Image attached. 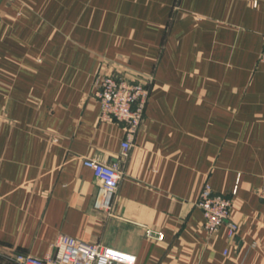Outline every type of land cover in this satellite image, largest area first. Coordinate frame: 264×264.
<instances>
[{"label":"crops","instance_id":"crops-1","mask_svg":"<svg viewBox=\"0 0 264 264\" xmlns=\"http://www.w3.org/2000/svg\"><path fill=\"white\" fill-rule=\"evenodd\" d=\"M263 45L264 0H0V264L62 235L136 264H264ZM104 75L152 80L126 155ZM85 158L119 166L108 211ZM205 183L233 238L205 230Z\"/></svg>","mask_w":264,"mask_h":264},{"label":"built area","instance_id":"built-area-1","mask_svg":"<svg viewBox=\"0 0 264 264\" xmlns=\"http://www.w3.org/2000/svg\"><path fill=\"white\" fill-rule=\"evenodd\" d=\"M257 3L254 2V6ZM264 62V45L260 55ZM152 80L134 79L104 75L97 83L96 98L100 104L99 119L102 122H118L125 127L126 137L122 142L123 154L126 155L132 146V140L142 123L145 108L149 100ZM83 165L91 169L100 182L99 196L95 207L108 211L114 194L121 179V172L117 164H108L95 159H83ZM235 187L233 195L237 194ZM259 196L264 204V186ZM203 211L204 228L210 234H215L223 225L226 233L233 238L238 225L232 220V198L214 193L209 183H205L200 190L197 202ZM149 237L153 238L150 232ZM162 239V235L157 237ZM54 253L45 257H36L17 253L14 260L19 264H136L135 254L122 251L102 244L84 243L68 236H60L53 245Z\"/></svg>","mask_w":264,"mask_h":264}]
</instances>
